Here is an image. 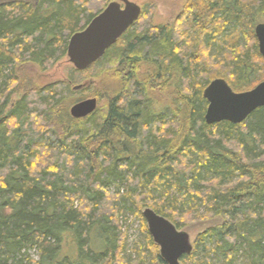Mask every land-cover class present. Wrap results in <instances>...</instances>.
Segmentation results:
<instances>
[{
  "label": "trees",
  "instance_id": "obj_1",
  "mask_svg": "<svg viewBox=\"0 0 264 264\" xmlns=\"http://www.w3.org/2000/svg\"><path fill=\"white\" fill-rule=\"evenodd\" d=\"M113 1L0 0V264H166L146 208L179 230L184 215L221 220L181 264H264V108L208 125L204 98L216 79L237 93L264 82V0H188L179 27L148 25L144 6L90 69L14 99L26 65L46 71L67 57L71 37ZM94 70L106 106L74 119ZM129 204L147 233L136 261L121 225Z\"/></svg>",
  "mask_w": 264,
  "mask_h": 264
},
{
  "label": "water",
  "instance_id": "obj_2",
  "mask_svg": "<svg viewBox=\"0 0 264 264\" xmlns=\"http://www.w3.org/2000/svg\"><path fill=\"white\" fill-rule=\"evenodd\" d=\"M142 13V7L129 0L111 2L84 31L71 37L67 50L69 62L79 72L90 69L139 21ZM255 35L264 59V23L256 26ZM204 98L208 102L205 116L208 125L222 122L239 125L255 111L264 108V82L251 91L237 93L227 81L216 79L205 90ZM98 106L96 98L83 100L71 108L70 114L74 119H84L95 113ZM142 215L166 264H181L183 257L192 255L194 246L187 232L179 230L151 208H146Z\"/></svg>",
  "mask_w": 264,
  "mask_h": 264
},
{
  "label": "rangeland",
  "instance_id": "obj_3",
  "mask_svg": "<svg viewBox=\"0 0 264 264\" xmlns=\"http://www.w3.org/2000/svg\"><path fill=\"white\" fill-rule=\"evenodd\" d=\"M130 2L136 3L140 5L142 8L144 6L149 7L150 14L147 18L148 25L158 26V25H173L175 24L179 27L181 21L183 20L184 11L187 8L188 0H129ZM108 4V3H107ZM105 3H98V6L105 7L107 6ZM110 4V3H109ZM108 4V5H109ZM106 9V8H105ZM264 23V22H261ZM74 69L73 65L69 62L68 57L63 58L61 61L52 65L48 70L42 71L35 65H26L23 68L22 72V85L20 90V94L14 96V99H17L24 90V88H37L43 87L47 84L62 81L67 79L68 75ZM99 72L94 70L90 74L84 77L82 82V86L87 90L85 95L81 98H77L75 104L92 98H97L99 101V106L103 109L106 106V98H102L100 100L98 98V94H102V87L99 85V79L95 77ZM99 75V74H98ZM97 75V76H98ZM87 77V79H86ZM82 78V77H81ZM83 79V78H82ZM74 104V105H75ZM73 105V106H74ZM199 205V215H203L206 213V209L200 203H196L195 201L188 203L186 207ZM135 207L132 205H126L125 210V218L122 220V228L123 232L126 236V246H125V257L131 261H136L138 258L137 251L141 248H146L145 253L148 254V248L146 246V235L145 226L143 225L140 217L137 216ZM144 211V210H143ZM142 211V213H143ZM141 213V215H142ZM143 217V215H142ZM186 226L183 227L182 231L187 232L191 237V242L195 248V243L198 236L204 233L211 227H214L218 224H221V220L217 219L214 221H203V220H193L192 216L184 215ZM159 248V247H158ZM142 249V250H143ZM160 252V249H159ZM67 253L74 254L75 251L72 249H67ZM31 255L34 259L38 260V255L36 252H31ZM213 264H221L218 260L217 256L213 255ZM236 264H246L241 256L238 258Z\"/></svg>",
  "mask_w": 264,
  "mask_h": 264
},
{
  "label": "bare ground",
  "instance_id": "obj_4",
  "mask_svg": "<svg viewBox=\"0 0 264 264\" xmlns=\"http://www.w3.org/2000/svg\"><path fill=\"white\" fill-rule=\"evenodd\" d=\"M206 113H207V112H206ZM251 115H252V114H251ZM251 115H250V116H251ZM205 118H206V117H205ZM247 119H248V118H247ZM205 120H206V119H205ZM215 125H216V124H215Z\"/></svg>",
  "mask_w": 264,
  "mask_h": 264
}]
</instances>
